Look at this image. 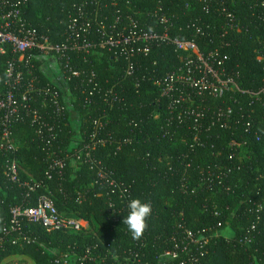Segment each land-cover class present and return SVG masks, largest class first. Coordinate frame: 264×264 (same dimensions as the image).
<instances>
[{"label": "trees", "instance_id": "1", "mask_svg": "<svg viewBox=\"0 0 264 264\" xmlns=\"http://www.w3.org/2000/svg\"><path fill=\"white\" fill-rule=\"evenodd\" d=\"M78 6L93 18L87 34L93 46L69 51L66 58L56 55L70 107L58 112L43 97L39 89L59 87L42 61L21 67L23 79L15 90L20 109L9 125L16 150H0V231L9 229L0 243V264L27 257L35 264H125L126 251L137 252L136 242L142 240L144 261L158 264L180 225L193 230L215 226L218 232L229 228L230 237L221 233L205 247L203 264H264V139H256L257 132H264V96L254 105L246 98L243 103L227 96L207 98L203 130L194 142L193 117L168 122V100L157 85L184 65L188 53L167 42L150 44L147 55L136 50L127 60L117 49L100 46L104 33H128L133 19L143 30L167 29L171 37L195 40L205 55L218 52L225 62L217 69L225 68L244 88L258 91L264 86V60L258 59L264 55V0H29L24 12L51 42L62 44ZM156 11L167 22L155 17ZM227 11L235 15L239 30L229 25ZM12 56L8 51L0 58V91L8 89L5 69ZM131 62L134 73L129 75ZM229 107L230 117L214 123L216 112ZM52 127L57 135L50 145ZM233 140L245 145L232 147ZM87 152L129 188L133 199L151 204L141 239L134 240L123 225L127 211L117 218L110 215L116 193L101 181V167L86 161ZM56 155L61 166L53 169ZM10 159H16V180L8 174ZM225 167L234 169L235 190L226 192L214 180L203 182L204 174ZM42 195L62 215L88 221L89 229L48 230L26 216L13 226L11 207H34ZM253 223L256 229L248 232Z\"/></svg>", "mask_w": 264, "mask_h": 264}, {"label": "built area", "instance_id": "2", "mask_svg": "<svg viewBox=\"0 0 264 264\" xmlns=\"http://www.w3.org/2000/svg\"><path fill=\"white\" fill-rule=\"evenodd\" d=\"M28 1L0 0V58L8 51L13 54L7 60L5 69L8 89L0 91V150L7 153H14L16 150L9 125L20 109V103L15 95V90L23 79L22 65L27 67L36 59L40 60V62L42 61L41 67L44 71H48L54 65L57 69V76L61 81L62 73L59 68L57 56L66 58L69 51L83 52L93 46L92 40L87 37L92 27L91 23L93 18L87 15L82 6L77 7L76 15L70 20L67 28V38L64 43L55 44L51 42L49 36L43 34L30 22L24 12V6ZM154 13L155 17H159L162 23L167 22L164 15H161L157 11ZM226 16L231 28L239 30L240 24L237 22L235 15L227 11ZM198 33H200V30H198ZM167 42L174 44L177 50L188 53V56L182 67L168 73L163 79L157 82V85L160 86L161 97L168 100V122L176 121L181 124L187 117H193L197 135L194 138V142L198 140V133L203 130L200 120L204 117L202 105L207 98L224 99L227 96L229 100L235 101L236 103H243L242 98H246L250 105L257 104L262 100L264 86L258 91L244 88L235 75L228 74L225 68L220 70L216 68V64L223 65L225 62V58H222L218 52L213 51L205 55L195 40L185 41L171 37L167 29L160 33L146 31L140 28L137 21L132 19L131 28L128 33H123L122 31L104 33V38L100 46L102 48L109 47L111 49H117L127 60H130V56L136 50L141 54L147 55L151 50L150 44H155L156 47H160V45ZM140 43L144 45L138 47L137 45ZM258 59L263 61L264 55L259 56ZM133 73L134 64L131 62L128 74L132 75ZM73 74L79 75L76 71ZM51 77L53 76L51 75ZM55 84L59 87L58 89L43 87L39 90H41L45 99L53 103L58 112H63L70 107L69 97L64 92V86ZM136 86H139V82H136ZM22 98L25 99V96ZM232 113V107H229L226 112L218 110L214 123L229 118ZM254 123L255 121L251 120L250 124L252 126L255 125ZM38 131L39 133H43L42 125H40ZM49 132L48 144L51 145V140L56 138L57 133L53 127L49 128ZM256 139L258 141L264 139V132H257ZM75 144H78V140ZM230 145L239 148L245 145V142L233 140ZM85 157L86 161L91 162L93 167H101L99 169L101 181L116 193V199L112 198L109 203L110 215L117 218L126 211L128 212L127 205L133 199L129 188L125 184L113 179L109 172L104 171L99 161L95 160L90 152H87ZM235 157V153L230 155V159H234ZM59 166H61V160L56 155L53 158L50 168L54 169ZM6 167L11 178L16 180L18 175L16 159L8 160ZM237 169H240V167L238 166ZM233 170V168L225 167L220 171H209L207 175L204 174L202 178L203 182L214 180L226 192H231L237 187V185L233 184ZM262 208L263 206H259L257 212ZM10 214L11 224L13 226L19 224L20 217L26 216L48 230H74L80 232L88 230L90 227L89 222L84 219L72 215H62L56 208L54 201L45 195L38 197L37 205L34 207H11ZM257 220H260L259 216ZM218 225L220 226L221 223ZM255 229L256 223H253L248 232ZM8 233V228L1 229L0 243ZM221 233L227 237L231 236L229 228L228 230L218 232L215 226L193 230L184 225H180L179 231L171 236L172 248L160 255L158 264H166L170 261H177V264H203L202 260L207 254L205 247L211 243L213 238ZM246 239L247 243L251 241L250 238ZM136 244L140 246L139 250L137 252L126 251L124 256L126 260L125 264H148L147 261H144L145 254L140 252L146 246V242L142 240V243L138 244L136 242Z\"/></svg>", "mask_w": 264, "mask_h": 264}, {"label": "clouds", "instance_id": "3", "mask_svg": "<svg viewBox=\"0 0 264 264\" xmlns=\"http://www.w3.org/2000/svg\"><path fill=\"white\" fill-rule=\"evenodd\" d=\"M128 214L123 219L125 225L134 240H139L148 227L147 220L151 216L152 206L149 202H142L136 198L130 200L127 205Z\"/></svg>", "mask_w": 264, "mask_h": 264}, {"label": "rangeland", "instance_id": "4", "mask_svg": "<svg viewBox=\"0 0 264 264\" xmlns=\"http://www.w3.org/2000/svg\"><path fill=\"white\" fill-rule=\"evenodd\" d=\"M48 72H49L50 76L52 75L54 78L56 77L54 79L55 83H57L60 86H63L61 84V81H60L59 77L57 76V69H56V67L54 65H52V67L49 68ZM73 121H74L75 125L77 126L78 125V116H77V114H73ZM4 264H5V262H4ZM12 264H35V262L31 258H29V260H28V257H27L26 259L18 260L16 262H13Z\"/></svg>", "mask_w": 264, "mask_h": 264}]
</instances>
